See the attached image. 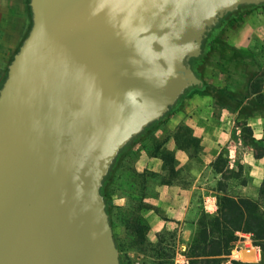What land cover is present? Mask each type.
<instances>
[{
    "label": "water",
    "instance_id": "1",
    "mask_svg": "<svg viewBox=\"0 0 264 264\" xmlns=\"http://www.w3.org/2000/svg\"><path fill=\"white\" fill-rule=\"evenodd\" d=\"M264 0H29L0 86V264H120L105 176L203 79L191 59Z\"/></svg>",
    "mask_w": 264,
    "mask_h": 264
},
{
    "label": "crops",
    "instance_id": "2",
    "mask_svg": "<svg viewBox=\"0 0 264 264\" xmlns=\"http://www.w3.org/2000/svg\"><path fill=\"white\" fill-rule=\"evenodd\" d=\"M30 10L27 0H0V86L28 32ZM260 10L247 12L238 25L227 30L231 45L248 52L263 45L258 35L264 33V7ZM223 81L222 76L211 79L212 92L188 95L175 110L156 120L144 136L130 145L134 160L131 169L121 173L122 188L112 193V202L119 208L137 209L148 225L145 241L150 244H157L159 233L178 226L184 231L183 236L189 238L190 225L197 221L200 210L208 214L217 212L216 183L225 181L224 172L234 169L240 175L244 173V156L250 157L252 150L244 151L241 124L245 117L240 114V108L250 95L245 94L241 106L234 110L235 105L223 103L215 94L223 89ZM227 91L235 93L231 87L224 92ZM261 119V116H250L245 123L251 127L252 135L263 141L264 135L259 130ZM251 157L254 163L250 166L260 167L264 172V151ZM240 189L244 190L243 181ZM117 224L120 234L134 236L127 217L120 218ZM185 261L187 258L183 255L178 262Z\"/></svg>",
    "mask_w": 264,
    "mask_h": 264
},
{
    "label": "rangeland",
    "instance_id": "3",
    "mask_svg": "<svg viewBox=\"0 0 264 264\" xmlns=\"http://www.w3.org/2000/svg\"><path fill=\"white\" fill-rule=\"evenodd\" d=\"M261 7H264V2L260 4L240 5L237 10L232 11L225 18L222 26L214 30L207 40L205 50L202 51L199 58L192 64L197 74L205 81V86L203 88H198L197 85L188 88L172 106L170 111L163 116L164 118L175 110L178 105L193 92H212L210 80L215 79L216 76H222L224 79L222 83L223 89H220V91L215 94L221 98L223 103L227 102L230 106L235 105L233 109H238L241 104L236 105L237 99H242L248 91L251 92L249 93L250 98L248 102L241 106L240 114H242L245 118L250 116H261L262 119L259 125V130H261V133L264 135V43L252 52H248L243 48L239 49L236 46L231 45L228 41L229 34L227 31L230 27H235L240 23L241 16L247 12L261 11ZM31 23L32 18L30 26ZM258 37L264 41V33H259ZM255 73H258L257 77L251 79ZM249 75L250 79L248 80ZM227 87L235 89V91L240 92V94L234 95V93H227L229 97L224 98L226 93L224 91L227 90ZM255 89L258 90L254 94ZM245 118L244 121L242 120L243 123L241 124V134L244 138V151L251 148V156L262 154L264 151V139L263 141H260V139L258 140L252 135L253 132L251 127L245 123V120L247 119ZM151 126L152 123L151 125H148L139 135L134 137L124 147L121 154H118L119 158L115 166H113L108 178L105 180V184L102 185L101 188L105 199L111 202L109 203L108 213L111 224L115 228L114 236L117 246H119L120 264H158L159 260H161L162 264L176 262V260L177 262H180L183 259V255L185 256L184 251L186 250L187 244L190 242L196 228V222L190 225L191 236L189 238L183 236L184 231H180L179 226L168 230V232L165 233L168 246L166 250L161 252L157 247H155L156 245L150 244L146 241L144 243H140L133 237H126L118 231V220L124 216L128 217L131 214L135 215L137 210L136 208H119L114 202H112V193L117 189L120 190L122 188L119 182L121 173L128 172L131 169V163L134 160V155L130 153V145L136 139L144 136L150 130ZM251 156L246 158L244 156V173L242 175L234 169L227 170L226 173L224 172L226 175L225 181L216 183V187L219 190L218 194L226 192L236 197L248 196L254 199L260 198V187L264 180V172L260 170V167L254 168L250 166L252 165L251 162L254 163V158ZM223 163L224 160H222L220 164L222 165ZM242 181L244 182L243 191L240 189V183ZM201 212L202 210H200V213ZM200 213H198V217ZM248 234L250 236H248ZM252 244L260 246L254 242L252 233L244 232V234H242L238 232L237 239L234 241L231 253L224 256L221 264H230L232 259L254 263L261 261L264 257L261 246V251L255 252ZM242 254H244L245 257H243ZM229 260L230 262H228Z\"/></svg>",
    "mask_w": 264,
    "mask_h": 264
},
{
    "label": "trees",
    "instance_id": "4",
    "mask_svg": "<svg viewBox=\"0 0 264 264\" xmlns=\"http://www.w3.org/2000/svg\"><path fill=\"white\" fill-rule=\"evenodd\" d=\"M27 1L29 2V0ZM230 13L231 12L220 19L217 25L208 32V35L204 39L203 50H205L209 36H211L216 28L223 25L225 18ZM242 18L243 16H241V20ZM198 58L199 57L192 58L191 63L193 64ZM257 74L258 73H255L251 78L257 77ZM204 86L205 81L203 80V84L197 87L203 88ZM257 90L258 89H255L254 92L256 93ZM235 94H240V92L235 91L234 95ZM225 97L227 98L229 95L225 93L224 98ZM243 100L244 98L237 99L236 105L241 104ZM123 149L124 148L121 149L119 154H121ZM118 156L114 160L108 174L105 176L103 185L113 166H115L119 158ZM106 201L109 211V203L111 202L109 200ZM217 205L218 208L215 214H208L205 211L199 214L196 221L195 232L184 251L187 261L177 264H221L224 256L231 253L234 241L237 239L238 231L252 233L254 242L261 246L264 256V180L260 187V198L254 199L248 196L236 197L225 192L217 195ZM127 219L132 223L133 238L140 243H144L146 240V231L148 229L147 223L142 219L138 211L135 215H129ZM166 232L168 231L158 234V242L155 247H157L160 252L166 250L168 246L165 236ZM158 264H162L161 260L158 261ZM168 264H174V262ZM230 264H264V257L261 261L255 263L232 259Z\"/></svg>",
    "mask_w": 264,
    "mask_h": 264
},
{
    "label": "built area",
    "instance_id": "5",
    "mask_svg": "<svg viewBox=\"0 0 264 264\" xmlns=\"http://www.w3.org/2000/svg\"><path fill=\"white\" fill-rule=\"evenodd\" d=\"M238 232H240V233L244 234V232H243V231H238ZM248 236H250V235L248 234ZM252 246L254 247V249H255V252H256V251H258V252H260V251H261V249H260V246H258V245H253V244H252ZM255 254H256V253H255ZM253 259H256V258H253ZM249 260H251V259H249ZM228 262H230V260H229Z\"/></svg>",
    "mask_w": 264,
    "mask_h": 264
},
{
    "label": "bare ground",
    "instance_id": "6",
    "mask_svg": "<svg viewBox=\"0 0 264 264\" xmlns=\"http://www.w3.org/2000/svg\"><path fill=\"white\" fill-rule=\"evenodd\" d=\"M243 255V257H245V255L244 254H242Z\"/></svg>",
    "mask_w": 264,
    "mask_h": 264
}]
</instances>
